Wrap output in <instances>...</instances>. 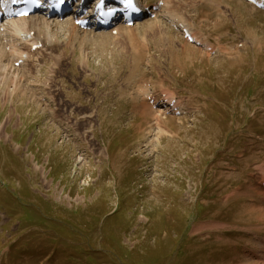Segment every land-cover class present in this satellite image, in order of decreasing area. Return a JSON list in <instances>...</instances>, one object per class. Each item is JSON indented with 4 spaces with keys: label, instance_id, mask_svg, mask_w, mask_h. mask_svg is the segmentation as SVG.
I'll use <instances>...</instances> for the list:
<instances>
[{
    "label": "rangeland",
    "instance_id": "374dc122",
    "mask_svg": "<svg viewBox=\"0 0 264 264\" xmlns=\"http://www.w3.org/2000/svg\"><path fill=\"white\" fill-rule=\"evenodd\" d=\"M143 1L0 59V264H264V9Z\"/></svg>",
    "mask_w": 264,
    "mask_h": 264
},
{
    "label": "bare ground",
    "instance_id": "6f19581e",
    "mask_svg": "<svg viewBox=\"0 0 264 264\" xmlns=\"http://www.w3.org/2000/svg\"><path fill=\"white\" fill-rule=\"evenodd\" d=\"M140 1H141V3L143 2V0H140ZM259 1H262V0H259ZM80 6H82V5H80ZM218 7H219V5H218ZM166 18L168 20H170L171 22H173L176 26H182L183 28H185V30H187L189 33H191V36L195 38V36L192 32V29L190 28L191 26L185 22L183 17L177 16L174 13H170V14H166ZM67 26L71 27L72 30L73 29L76 31L81 30V28L76 24L75 20H73L71 18H66L64 20L51 19L48 16L41 15V14H34V15L27 16V17H20V18L12 19L10 21L2 22V23H0V37H2L3 40H7L8 44H10V47L8 45H5L3 43V41L1 40L2 44L1 43L0 44L3 45V50L0 49V51H2L1 55H0V59L9 60L11 63L12 62L19 63L20 59L24 60L23 57L25 54L31 53L34 45H41L42 47L45 48V50L52 51L54 49V44H58L57 41H58V34L59 33L57 34L56 30L58 32H63L64 28ZM122 26L123 25H118L117 27H115L111 31L112 32L115 31L118 34L124 33L125 30L126 31L128 30V32L133 31L129 27H128V29H126L125 28L126 26L125 27L123 26L124 27V29H123ZM2 27H4V28L2 29ZM54 28H55V30H54ZM160 29L162 30L163 26ZM85 30L94 31L92 29L91 30L85 29ZM156 30L159 31V29H156ZM106 32H107V30L101 31V33H103V34H106ZM164 33H165V31H164ZM130 35H131V33H130ZM160 35H161V33H160ZM163 36H165V35L163 34ZM170 36H172V35H170ZM165 38H167V36H165ZM8 47H9V49H7ZM7 63H9V62H7ZM5 67L8 68L7 66H5ZM5 67L1 68V69H5ZM1 72H4V71H1ZM19 78L22 79V77H19ZM20 83H19V85H20ZM166 98H167V101L163 102L162 103L163 105L165 104V105L169 106V105L173 104V101L168 100L169 98H173V96H169ZM158 118H160V117H158Z\"/></svg>",
    "mask_w": 264,
    "mask_h": 264
},
{
    "label": "snow or ice",
    "instance_id": "6c2138e0",
    "mask_svg": "<svg viewBox=\"0 0 264 264\" xmlns=\"http://www.w3.org/2000/svg\"><path fill=\"white\" fill-rule=\"evenodd\" d=\"M14 2H16V0H14ZM123 2L126 3V6H127L128 8H132V9L135 10V6H134V4L131 2V0H123ZM114 11H115V9H110L108 14H110L111 12H114ZM19 15H24V13H19Z\"/></svg>",
    "mask_w": 264,
    "mask_h": 264
}]
</instances>
